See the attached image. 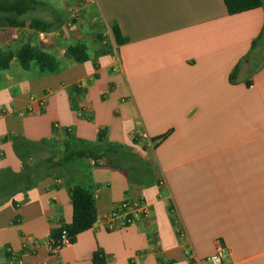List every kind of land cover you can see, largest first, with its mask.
Listing matches in <instances>:
<instances>
[{"label":"crops","instance_id":"crops-1","mask_svg":"<svg viewBox=\"0 0 264 264\" xmlns=\"http://www.w3.org/2000/svg\"><path fill=\"white\" fill-rule=\"evenodd\" d=\"M63 1L46 39L28 28L7 32L6 50L30 43L67 66L41 74L13 61L0 73V171L23 167L10 136L62 148L69 131L91 143L103 134L154 173L137 182L86 161L17 193L0 205V258L96 264L98 254L101 264H191L186 250L206 260L221 243L231 264H264V0L237 15L224 0ZM81 43L88 61L63 54ZM103 45L111 52L99 56ZM77 186L95 192L97 222L53 254L51 232L72 224ZM125 201L145 204L149 215L110 231Z\"/></svg>","mask_w":264,"mask_h":264},{"label":"trees","instance_id":"trees-1","mask_svg":"<svg viewBox=\"0 0 264 264\" xmlns=\"http://www.w3.org/2000/svg\"><path fill=\"white\" fill-rule=\"evenodd\" d=\"M224 2L231 15L263 6L262 0H224ZM40 8L50 9L42 0H0V28H28L37 33L51 32L55 28L54 22L37 17L28 18L30 13ZM113 33L117 42L122 44L124 39L117 25H113ZM261 39L254 43L253 48L257 47ZM88 50L89 47L81 43L69 47L66 55L77 63H84L90 59ZM110 52V47L103 45L98 55H107ZM13 61H18L25 69L36 65L41 74L57 73L67 66L62 60L30 43L14 51L0 52V73L10 69ZM166 137L167 135L161 138ZM9 140L23 167L20 172H14L10 168L0 171V205L17 193L29 190L47 178H66L74 169L90 166L86 161L93 162L95 167L105 163L110 168L127 173L131 180L137 182H140L138 176L143 174L152 176L154 173V166L144 163L135 152L106 142L103 134H99L96 143H91L76 138L67 131L63 147L60 149L53 142H35L22 136H10ZM71 198L74 209L73 222L71 225L52 230L51 242L55 245L62 241L64 233L71 244L75 243L80 234L92 229L97 222L95 192L92 189L74 187ZM95 263H103L99 260L98 254L95 255Z\"/></svg>","mask_w":264,"mask_h":264},{"label":"built area","instance_id":"built-area-1","mask_svg":"<svg viewBox=\"0 0 264 264\" xmlns=\"http://www.w3.org/2000/svg\"><path fill=\"white\" fill-rule=\"evenodd\" d=\"M58 32L55 33L57 35ZM49 35V32H39L38 36L40 39L44 40ZM67 50L63 51V54H66ZM34 100V99H33ZM40 105L43 107L44 102L40 101ZM1 152V150H0ZM174 215L176 214V210H173ZM141 214L143 217H148L149 211L145 204H141L138 207H135L131 202L125 201L124 203L117 206L112 212V217L109 223H107V227L110 231H115L117 229H124L129 226H132L136 223V216ZM176 224H182L179 216L176 218ZM180 237H186V231L183 228H180ZM71 245L70 239L64 233L62 241L55 245L54 242H50L49 248L51 253L56 254L61 251L66 246ZM185 254L190 258L191 264H203V262H207L209 264H231V251L225 245L219 243L217 247L216 254L212 257L207 258L206 260H202L198 258L195 254L190 252L189 250L185 251Z\"/></svg>","mask_w":264,"mask_h":264},{"label":"rangeland","instance_id":"rangeland-1","mask_svg":"<svg viewBox=\"0 0 264 264\" xmlns=\"http://www.w3.org/2000/svg\"><path fill=\"white\" fill-rule=\"evenodd\" d=\"M43 2L47 3L50 7V9L46 8H40L38 11L30 13L28 15V18H42L46 21H53L55 22L57 19H60L63 17L62 11L63 8L65 7V2L63 0H43ZM59 4V5H58ZM10 28H0V32H3L0 38V52L6 51V49H9V45L7 44L6 39H8V31ZM32 40V39H30ZM10 42V41H9ZM16 41H11V45L13 47H18L17 44H15ZM261 44H264V38L262 39ZM8 45V46H6ZM60 149V148H59ZM0 264H7L5 261L0 258ZM203 264H209L207 262H203Z\"/></svg>","mask_w":264,"mask_h":264}]
</instances>
